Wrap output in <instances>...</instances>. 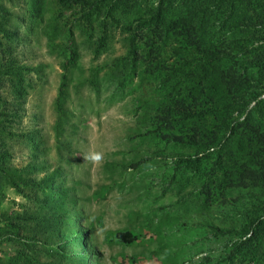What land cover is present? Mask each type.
Wrapping results in <instances>:
<instances>
[{
    "label": "rangeland",
    "instance_id": "rangeland-1",
    "mask_svg": "<svg viewBox=\"0 0 264 264\" xmlns=\"http://www.w3.org/2000/svg\"><path fill=\"white\" fill-rule=\"evenodd\" d=\"M245 3L264 8L206 0L199 18L239 72L252 31L233 27L228 8L242 5L239 17ZM77 16L60 15L55 0H0V264H264V223L254 224L264 189L208 183L212 148L153 131L167 87L122 58L129 35L107 25L101 42L98 21ZM253 70L247 91L264 100ZM245 119L264 121V112L250 102L230 113ZM179 155L200 160L191 167ZM115 230L143 243H117Z\"/></svg>",
    "mask_w": 264,
    "mask_h": 264
},
{
    "label": "trees",
    "instance_id": "trees-1",
    "mask_svg": "<svg viewBox=\"0 0 264 264\" xmlns=\"http://www.w3.org/2000/svg\"><path fill=\"white\" fill-rule=\"evenodd\" d=\"M205 1L55 0L62 16L69 11L78 14L76 19L89 27L97 20L101 42L105 40L107 25L129 35L128 51L122 58H130L132 68L140 63L143 76L158 78L167 87L154 108L157 124L153 131L167 141L212 148L215 160L208 183L217 188L252 185L264 189V121L229 120L231 112L242 111L250 102L264 112V100L258 99L259 93L247 91L249 68L256 69L252 74L264 78V8H250L251 2L245 3L248 10L235 17L242 5H229V17L235 22L232 26L252 31L243 48L240 61L244 60V64L239 72L199 22L201 3ZM211 1L218 5L223 0ZM64 85L62 81L58 87V112ZM187 121L195 125L189 136L160 132L161 128L171 129L175 122ZM228 138L231 142H226ZM199 160V156L179 155V161L187 166L192 167ZM258 203L264 211V200ZM263 223L264 218L259 216L254 224ZM108 235L120 244L143 243L129 230L110 231ZM255 236L253 232L246 240L252 241ZM130 261L135 263L134 258Z\"/></svg>",
    "mask_w": 264,
    "mask_h": 264
}]
</instances>
